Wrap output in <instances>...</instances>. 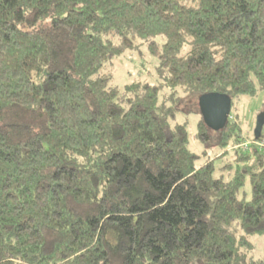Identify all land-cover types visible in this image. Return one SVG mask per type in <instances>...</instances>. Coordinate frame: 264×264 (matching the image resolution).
Listing matches in <instances>:
<instances>
[{
  "label": "trees",
  "instance_id": "trees-1",
  "mask_svg": "<svg viewBox=\"0 0 264 264\" xmlns=\"http://www.w3.org/2000/svg\"><path fill=\"white\" fill-rule=\"evenodd\" d=\"M137 40L159 84L119 88ZM177 90L264 92V0H0V264H264V122L195 152Z\"/></svg>",
  "mask_w": 264,
  "mask_h": 264
},
{
  "label": "rangeland",
  "instance_id": "rangeland-1",
  "mask_svg": "<svg viewBox=\"0 0 264 264\" xmlns=\"http://www.w3.org/2000/svg\"><path fill=\"white\" fill-rule=\"evenodd\" d=\"M48 20L45 19L42 23H46ZM157 59L150 55L145 45L137 40L135 46L128 50L125 54L118 56L113 61L112 65V78L111 84L122 87L125 83L133 80H144L153 85H158L160 77L157 73ZM170 90L167 87H159L160 98H166V104L172 106L171 97L169 96ZM177 102L174 105V116L171 117V123H185L189 134V147L195 151L200 152L206 143L200 141L195 137L197 129L196 122L199 118V106L198 100L199 95L197 93L184 94L180 90L175 93ZM264 109V92L259 91L255 95H241L231 107V115L233 118L237 117L241 130L249 140L248 135L252 134L255 128L257 115ZM230 115V114H229ZM230 115V116H231ZM209 134L214 137L216 136L217 130L209 129ZM264 133V127H263ZM206 142V143H205ZM212 150L208 148V155L212 158L216 152L221 150L215 149L213 154ZM225 156L229 157L230 153L222 157L215 158V164H219L225 160ZM203 160V159H202ZM242 192L248 193L249 184L243 185ZM252 244L251 250L248 255L254 258H264V238L260 235H253L248 237Z\"/></svg>",
  "mask_w": 264,
  "mask_h": 264
},
{
  "label": "water",
  "instance_id": "water-1",
  "mask_svg": "<svg viewBox=\"0 0 264 264\" xmlns=\"http://www.w3.org/2000/svg\"><path fill=\"white\" fill-rule=\"evenodd\" d=\"M230 98L219 92H206L199 95L198 106L203 121L213 130L222 128L229 117ZM264 122V114L257 115L254 136L258 137Z\"/></svg>",
  "mask_w": 264,
  "mask_h": 264
},
{
  "label": "built area",
  "instance_id": "built-area-1",
  "mask_svg": "<svg viewBox=\"0 0 264 264\" xmlns=\"http://www.w3.org/2000/svg\"><path fill=\"white\" fill-rule=\"evenodd\" d=\"M249 143H250V142L246 140V141H243V142H241L240 144L236 145L235 147H239V148L246 149V148H248V144H249ZM259 145L263 146V145H264V140H263V141H260V142H259Z\"/></svg>",
  "mask_w": 264,
  "mask_h": 264
}]
</instances>
